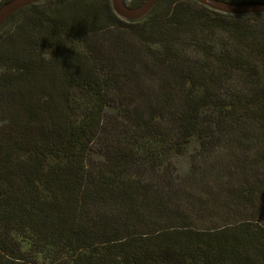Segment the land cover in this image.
Instances as JSON below:
<instances>
[{"label":"trees","instance_id":"obj_1","mask_svg":"<svg viewBox=\"0 0 264 264\" xmlns=\"http://www.w3.org/2000/svg\"><path fill=\"white\" fill-rule=\"evenodd\" d=\"M0 264H264V14L159 0L126 21L111 0H46L10 16Z\"/></svg>","mask_w":264,"mask_h":264},{"label":"water","instance_id":"obj_2","mask_svg":"<svg viewBox=\"0 0 264 264\" xmlns=\"http://www.w3.org/2000/svg\"><path fill=\"white\" fill-rule=\"evenodd\" d=\"M46 0H5L0 3V28L17 11ZM159 0H145L136 8L127 7L123 0H111L115 14L126 21L146 16ZM211 10L231 15L264 14V3H236L225 0H192Z\"/></svg>","mask_w":264,"mask_h":264},{"label":"rangeland","instance_id":"obj_3","mask_svg":"<svg viewBox=\"0 0 264 264\" xmlns=\"http://www.w3.org/2000/svg\"><path fill=\"white\" fill-rule=\"evenodd\" d=\"M195 150H196V146L191 145L188 155H185L177 159L176 161L177 174L184 175L187 172L190 155L193 154Z\"/></svg>","mask_w":264,"mask_h":264}]
</instances>
